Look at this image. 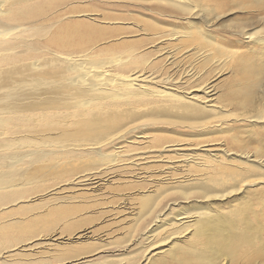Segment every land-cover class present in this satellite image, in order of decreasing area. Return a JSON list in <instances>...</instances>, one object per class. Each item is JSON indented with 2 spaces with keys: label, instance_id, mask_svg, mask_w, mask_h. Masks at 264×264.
Masks as SVG:
<instances>
[{
  "label": "bare ground",
  "instance_id": "bare-ground-1",
  "mask_svg": "<svg viewBox=\"0 0 264 264\" xmlns=\"http://www.w3.org/2000/svg\"><path fill=\"white\" fill-rule=\"evenodd\" d=\"M20 1L0 0V15L7 14L6 7L11 12L10 4ZM93 1L111 8L125 7L130 2ZM151 1L155 3H150V11H156V15L201 14L202 18L187 21L183 30L162 31L153 16L149 17L151 22L143 19L142 24L133 19L134 31L115 25L95 26L77 45H73L72 38L65 42L56 40L52 48L41 50L38 57L26 62H17L11 40H25L22 34L29 26L20 23L16 29L0 27V202L15 203L27 197L24 187L33 183L37 186L29 194L67 182L72 176L78 185L86 182L93 188L92 184L101 180L97 175L115 165L125 170L140 167L144 151L125 155L133 144L130 138L138 137L128 134H139L137 130L147 124L182 126L200 137L219 133V137L188 149L191 152L178 153L182 157L177 160L161 159L165 169L176 175L185 174L159 176L164 181L156 184L158 188L136 190L144 217L156 209L160 188L165 189L166 195L176 194L183 201L192 199L205 204L170 212L172 216L161 225L151 226L155 230L168 223V228L164 226L165 231L171 232L167 239H154V235H147L151 228L145 230V245L139 256L101 264H148L151 259L154 264H168V258L176 264H264V93L254 90L258 87L256 79L249 80L251 74L257 77L260 70L253 64L241 68L244 81L238 83L237 91L213 101V88L204 80L205 75L210 70L221 72L238 54V49L224 46L230 40L217 37L210 24L225 2ZM42 2L47 7L60 8L52 11L53 22L44 20L43 12L38 13L40 24L33 35L61 24L73 9L72 0ZM97 16L101 19L98 21L108 24L125 19L102 13ZM11 29L14 31L8 32ZM139 30L140 39L118 42L132 38L126 35ZM240 31L248 40L258 33L244 26ZM54 35L55 32L53 38ZM113 36V44L99 45ZM161 36L165 38L161 40ZM164 44L171 47L164 49ZM82 45L86 46L81 48ZM240 123L251 127V141L255 144L250 149L233 151L237 136L234 132L227 136L224 131ZM154 147L159 156L168 146L161 142ZM133 178L140 179L136 173ZM46 179L52 180L51 185L38 188V183ZM241 191L243 195L238 197ZM233 195H237L236 202L228 208H209L211 200L219 203ZM59 197L55 195L51 205L57 217L68 222L77 207H70L68 214H63L62 205L78 196H65L61 201ZM143 211L135 213L134 226L143 220ZM160 215L158 212L153 216ZM12 221L23 222L18 217ZM185 233L189 235L182 244L177 243ZM123 242L130 244L131 240L126 238Z\"/></svg>",
  "mask_w": 264,
  "mask_h": 264
},
{
  "label": "rangeland",
  "instance_id": "rangeland-1",
  "mask_svg": "<svg viewBox=\"0 0 264 264\" xmlns=\"http://www.w3.org/2000/svg\"><path fill=\"white\" fill-rule=\"evenodd\" d=\"M42 1L21 0L10 4L11 12L6 7L7 14L0 15V27L8 29L13 26L16 29V25L20 23L29 26V30L22 34L26 37L25 40H11L12 44L15 45L14 56L17 58V62H26L35 56L38 57L41 50L45 51L52 48L56 40L65 42L66 39L72 38L75 46L80 39L85 38L88 30L95 26L100 28L115 25L122 29L134 31L136 28L131 26L133 21H140L139 23L142 24L141 21L146 19L151 22L152 20L149 17L153 16L154 23L162 31L171 29L183 30L188 25L187 21H199L202 18L201 14L192 15L191 17L186 14L168 15L160 13L156 15V11H150V6L152 5L150 3L153 2L151 0H130L131 3L129 2L127 6L118 8H111L106 4L100 5L93 0H72L70 6L73 9L69 15H65L66 18H62L61 24H54L49 28L45 27L44 31L40 30V32L33 35L38 24H40L37 21L41 18L37 17L38 13L43 12V17L46 18L44 20L53 22L52 11L60 8L59 5L57 7H47L46 3ZM47 1H52L56 4L55 0ZM199 1L203 4L225 2L218 7V17L214 18L210 24L212 25L213 33L217 37L230 40L224 44L225 47L238 49L236 59L222 68L221 72L216 73V70H210L204 77V80L208 81L213 88L211 92L214 97L213 101H217L220 97L228 98L233 91H237L240 87L238 83L244 81L243 77L241 78V68H246L249 64H253L256 69L260 70V74L257 77L253 74L249 76V80L256 79L258 83V87H254V90H262L264 93V0ZM140 5H143V7ZM86 9H92L93 12L84 11ZM98 13L110 16H123L125 19L118 24L103 23L98 21L101 20L97 16ZM94 16L97 19H94ZM42 22L47 24L46 21ZM66 24L70 26L58 29ZM242 26L251 32H258L253 40H248L247 35L240 31ZM14 29L8 32L14 31ZM137 32L126 35L129 36L127 38H132L120 39L118 42L126 43L132 39H140L141 36L138 34L142 31L139 30ZM67 33L74 34L68 37ZM114 38L115 36L107 38L101 41L99 45L107 46L113 44ZM164 38L165 36L160 37L161 40ZM84 46L86 45H82L81 48ZM163 46L162 48L164 49L171 47V45L166 47L165 44ZM153 127L147 124V126L140 127L137 130L139 134L135 133V131H131L128 134V136L137 135L138 137L130 138L133 140V144L127 149L125 155L144 151L145 155L142 154L144 159L139 164L140 167L134 166L131 170H125L123 167L115 165L97 175L101 180L99 179V182L92 184L93 188L86 182L78 185L76 183L77 179H73L74 176H72L71 180L67 182L63 181L55 187L43 188L41 191L29 194L32 188L37 186L33 183L24 187V196L27 197L18 199L15 203H4V201H1L0 264H101L107 260L123 261L141 254L143 245H145L142 234L148 228H151L152 231H149L147 235H154V239L157 238V240L167 239V236L171 233L169 230L165 231V228H168L166 226L168 223L155 230L152 227L155 228L156 224L161 225L164 219L166 220L169 216H172L170 212L179 213L184 211L182 210L183 208L198 207L205 204V202L198 201L196 203L192 199L183 201L176 194L166 195L165 191H163L165 189L162 190L160 188L161 194L156 197L159 200H157L156 209L153 213L144 217L140 197L136 195V190L144 189L147 191L158 188L156 184H162V181H164L159 179V176L169 175L177 177V175L185 174L183 172L176 175L169 168L165 169L166 165L161 159L174 158L173 160H177L182 157L178 153L191 152L192 150L188 149L195 148L194 146L197 143L205 144V140L214 139L220 135L219 133H212L200 137L193 134L194 130L177 125ZM143 129L145 132H143ZM250 130L251 127L249 125L240 123L237 126L234 124L233 129L224 131L227 136L232 132L237 136L233 151H240L244 147L250 149L251 145L255 144V142L251 141L254 139L251 138ZM169 140H173L174 143L177 141L178 144L175 145L173 141L169 143ZM161 142L168 147H166V152H162L161 155L158 154L159 156H157L156 149H154L156 147L154 146ZM173 144L175 146H170ZM191 144L194 145L190 146ZM160 170L167 171V173L165 174ZM134 173L140 179H134ZM53 177L52 175L51 178L53 179ZM51 183V179H46L42 183H38V188L46 187L51 185ZM39 195L43 196L41 200L36 199ZM55 195L61 196L59 201L63 200L65 196H78L77 198H71L70 203L64 204L66 207L62 205L61 208L63 214H68L70 207H77L72 214L74 215L73 219L63 222L57 217L53 210L54 206L51 205V200L54 199ZM242 195L241 191L238 197ZM233 196L222 199L219 203L216 199H213L210 201L212 205L209 208L226 209L230 204L236 202L234 198L237 195ZM151 201L152 199L148 200V204ZM36 204L40 205L34 206ZM25 209H29V212H26ZM140 209L143 211V220L137 226H134L135 213ZM158 212L161 214L159 218L153 216ZM9 213H12V215H9ZM17 217L22 218L23 222L12 221V219ZM187 235L189 234L185 233V235L180 236L177 243L182 244V240ZM126 238H130V244L123 242ZM168 246L170 244L165 247ZM167 260L168 264H176L172 263L170 258ZM148 264H154L152 259Z\"/></svg>",
  "mask_w": 264,
  "mask_h": 264
}]
</instances>
